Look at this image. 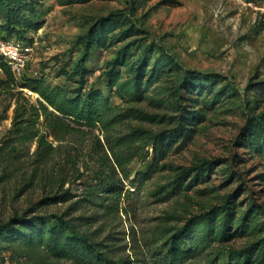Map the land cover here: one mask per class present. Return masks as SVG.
Masks as SVG:
<instances>
[{"label":"rangeland","instance_id":"1","mask_svg":"<svg viewBox=\"0 0 264 264\" xmlns=\"http://www.w3.org/2000/svg\"><path fill=\"white\" fill-rule=\"evenodd\" d=\"M7 34L34 53L0 56V264H264V0H0Z\"/></svg>","mask_w":264,"mask_h":264},{"label":"trees","instance_id":"2","mask_svg":"<svg viewBox=\"0 0 264 264\" xmlns=\"http://www.w3.org/2000/svg\"><path fill=\"white\" fill-rule=\"evenodd\" d=\"M1 38H4V39H10L9 35H3L1 36ZM86 63L87 61L85 60V57H82L79 61V63L77 64V67L75 69V74H78V75H84V68L86 66ZM3 70L6 74H11L13 76V73H12V70L11 68L9 67V65L7 63H4L3 64ZM14 77V76H13ZM32 83H40L39 81L37 80H32ZM32 89L36 92H40L43 97H45L47 103H45L43 100H40L39 101V106L37 107H34V109L36 110V115L37 117H40L42 114L45 115L46 117V121L49 122V125L51 126L52 130H53V133L57 135V133H60L62 131H68V127L69 124L61 121L59 115L55 114L54 110H51L49 106H52L54 109H56L57 111H60L62 113L63 110L60 108L58 102L53 98V97H50L48 95H46L44 93V91H42V89L40 88V86H32ZM94 110L91 109V107L85 105V106H82L81 108H79L76 112V115L78 118H92L93 115H94ZM22 117H24V114H22L19 110H17V114H16V121L18 122L19 121V118L20 119V131L25 134V135H28V134H31L34 132V129L32 128V126L30 124H27L23 119ZM263 129H262V132L264 133V124L262 125ZM249 138L250 139H254V135L253 134H250L249 135ZM100 189V188H99ZM103 192L105 193V196L101 197L100 198V202L101 204L104 202V207H105V210L107 211H112V206L113 205H117L118 202L120 201L121 197H122V189L120 188H109V189H103ZM109 193H115L114 195H110ZM112 201L111 205L108 204L109 201ZM100 204V206H101ZM114 209H115V206H114ZM22 221H20L19 223L21 224H24V225H27L28 221L26 219H21ZM36 223H40L42 222V218L38 217L36 220H35ZM47 222L49 223L50 225V228H49V231H50V234L52 236H56V233H55V228H54V225L51 224V220H47ZM69 226V225H68ZM38 229L41 228V225L39 227H37ZM10 229V223L8 224H5L1 227V230L3 231H6ZM40 230V229H39ZM68 237H72V238H76L77 241L79 242L80 245L82 246H85V245H89L87 244V241L82 237L80 236L79 234H76L75 232H73L72 230V227L69 226V233H68ZM182 259V258H181Z\"/></svg>","mask_w":264,"mask_h":264},{"label":"built area","instance_id":"3","mask_svg":"<svg viewBox=\"0 0 264 264\" xmlns=\"http://www.w3.org/2000/svg\"><path fill=\"white\" fill-rule=\"evenodd\" d=\"M33 53L34 47L31 43L15 38H0V56L9 65L16 78L23 76Z\"/></svg>","mask_w":264,"mask_h":264}]
</instances>
